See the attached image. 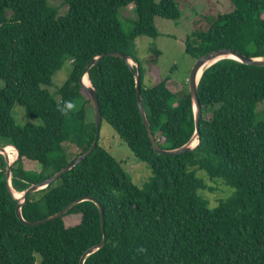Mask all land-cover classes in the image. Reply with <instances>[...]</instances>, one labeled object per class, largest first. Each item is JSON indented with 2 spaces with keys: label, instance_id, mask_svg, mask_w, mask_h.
I'll use <instances>...</instances> for the list:
<instances>
[{
  "label": "trees",
  "instance_id": "16d2710c",
  "mask_svg": "<svg viewBox=\"0 0 264 264\" xmlns=\"http://www.w3.org/2000/svg\"><path fill=\"white\" fill-rule=\"evenodd\" d=\"M60 1L67 7L62 14L50 0H0V145L17 150L11 164L17 192L50 177L92 143L95 122L87 120L86 109L91 98L79 79L100 53L120 51L137 63L145 115L160 147L177 148L195 131L188 89L179 96L169 78L146 80V66L158 69L160 50L151 46L144 60L135 54L137 37L158 36L156 16L179 19L174 0ZM231 2L233 10L220 14L206 31L186 37L187 54L196 59L229 47L264 58V0ZM129 5L136 20L125 32L119 10ZM65 60L71 71L55 97L48 87ZM87 74L102 121L152 175L136 185L98 137L78 164L27 196L23 218L47 217L89 195L102 206L106 241L83 264H264V116H255L264 101V65L223 58L208 66L197 85L200 143L174 155L153 150L138 110L134 75L123 59L104 56ZM66 101L76 106L67 116L57 110ZM14 104L41 124L17 125ZM25 161L38 169L27 168ZM5 169L0 153V264H79L83 252L102 239L95 203L84 200L59 218L24 225L15 214ZM203 176L230 194L210 206L203 191L213 187Z\"/></svg>",
  "mask_w": 264,
  "mask_h": 264
},
{
  "label": "rangeland",
  "instance_id": "374dc122",
  "mask_svg": "<svg viewBox=\"0 0 264 264\" xmlns=\"http://www.w3.org/2000/svg\"><path fill=\"white\" fill-rule=\"evenodd\" d=\"M158 1V0H156ZM179 8L180 17L177 21L161 18H154L155 27L159 34L155 38L148 36H139L135 39L136 56L140 60H144L149 53L151 46L160 50L156 70H149L146 66V80L156 81L159 76L169 78L168 84L170 88L177 91L179 96L181 91L188 89V77L195 59L185 52L184 41L193 31H206L215 19L223 13L233 10L234 6L231 0H174ZM51 5L58 8L59 13L66 11V6L60 0H50ZM132 5L119 10V20L125 32L132 29L136 15L131 10ZM71 71V63L65 60L60 69L56 70L52 75V83L48 87L50 93L55 94L58 88L68 77ZM159 71V72H158ZM159 74V75H158ZM84 79L83 81H87ZM4 87L3 81L0 79V88ZM76 107V106H75ZM87 120L94 119V109L92 104L86 106ZM12 117L17 125L25 123L41 124L40 119L26 115L22 106L14 104L11 109ZM255 116L260 120L264 116V101L257 104ZM99 143L119 162H121L124 170L129 174L132 181L138 185L148 180L152 175L151 168L143 161L134 157L128 146L114 132L112 127L102 121L99 131ZM5 154L9 161H14L17 151L11 152L10 148H5ZM70 155L75 154V150L69 152ZM13 155V157H12ZM12 157V158H11ZM12 160H10V159ZM25 166L31 169H38L37 163L25 161ZM198 175H200L198 173ZM206 184L213 187V190H204L203 195L206 197L210 206L217 203L219 198H225L230 194V189L219 182H212L203 176ZM38 257V256H37ZM39 259V257H38Z\"/></svg>",
  "mask_w": 264,
  "mask_h": 264
},
{
  "label": "water",
  "instance_id": "95a60500",
  "mask_svg": "<svg viewBox=\"0 0 264 264\" xmlns=\"http://www.w3.org/2000/svg\"><path fill=\"white\" fill-rule=\"evenodd\" d=\"M104 56H115L123 59L129 66L130 70L132 71L134 75V80H135V88H136V98H137V106L138 110L142 119L143 124L145 125L148 137L151 142V146L153 150L156 153H162V154H167V155H174L178 153L185 152L187 150H192L193 148L197 147L200 143V130H199V120L201 118V104L199 101L198 93H197V85L198 81L203 73V71L216 62L217 60L223 59V58H234L242 63L245 64H252V65H264V58L263 57H250L247 55L242 54L241 52L229 48V47H221L217 49L210 50L203 55L197 57L195 59V62L190 70L189 77H188V91L190 93V97L192 100V106H193V113H194V126H195V131L191 138L184 143L183 145L173 148V149H165L159 146L157 143V140L154 137V134L152 132V129L149 125L148 119L146 118L143 103H142V98L140 94V83H139V75H138V65L136 62L132 60V58L128 54H124L120 51H108V52H103L95 56L89 63L83 68L81 77L79 79L80 84H82L86 89L88 90V93L91 98V103L94 109V122H95V133H94V139L88 149L85 151L81 152L78 156H76L74 159H72L69 163L64 165L62 168H60L57 172H55L53 175L50 177L43 179L39 182L31 184L29 187H27L24 191L19 192L20 194L17 196L15 195L16 190L13 189L11 186V164L12 162L8 160L6 154H5V146L0 145V153L3 155L4 160L6 161V169H5V179L7 183V188L9 192L13 195V197L16 199V206H15V214L19 221L23 223L24 225H38L41 223L48 222L50 220H54L56 218L61 217L63 214H65L71 207L76 205L77 203L84 201V200H89L95 203V205L98 208L99 211V217H100V226H101V231H102V239L94 244L93 246L87 248L83 254L81 255L79 259V264H83L85 258L96 251L97 249L101 248L106 241V235H105V230H104V213L102 206L98 199H96L93 196L89 195H84L78 198H75L74 200L70 201L67 203L63 208H61L59 211L56 213L49 215L44 218H39L36 220H27L23 218L22 213H21V208L22 205L24 204L27 196L35 191H38L39 189H43L47 187L50 183L55 181L61 174L66 172L67 170L71 169L73 166L78 164L83 158H85L97 145L98 137H99V131H100V126L102 122V116H101V110H100V104L98 101V96L97 93L94 89V87L91 85L89 78H88V70L89 68L94 65L100 58ZM206 65V66H205ZM204 67V69L200 72L201 68ZM88 79V84L83 82V77ZM196 140L194 143H192L193 140ZM12 146V145H11ZM14 147V146H12ZM15 148V147H14ZM16 150V148H15ZM17 151V150H16Z\"/></svg>",
  "mask_w": 264,
  "mask_h": 264
},
{
  "label": "clouds",
  "instance_id": "9594fccd",
  "mask_svg": "<svg viewBox=\"0 0 264 264\" xmlns=\"http://www.w3.org/2000/svg\"><path fill=\"white\" fill-rule=\"evenodd\" d=\"M74 107L75 106L71 101H66L63 106H58L57 110L60 111L62 115L67 116ZM234 191L235 189H233V192Z\"/></svg>",
  "mask_w": 264,
  "mask_h": 264
},
{
  "label": "bare ground",
  "instance_id": "6f19581e",
  "mask_svg": "<svg viewBox=\"0 0 264 264\" xmlns=\"http://www.w3.org/2000/svg\"><path fill=\"white\" fill-rule=\"evenodd\" d=\"M205 66H206V65H205ZM205 66H203V67L201 68V70L199 71V74H200V72L204 69ZM84 79H86V76L83 77V80H84ZM83 82L86 83V84H88V80H87V81H83ZM195 141H196V140L194 139V140L192 141V143H194ZM5 148H10V149H11V152H14V153L16 152V151H15V148L12 147L11 145H7V146H5ZM12 157H13V155H12ZM12 157H11V158H12ZM9 159H10V158H9ZM10 160H12V159H10ZM19 194H20L19 192H15V195L18 196Z\"/></svg>",
  "mask_w": 264,
  "mask_h": 264
}]
</instances>
